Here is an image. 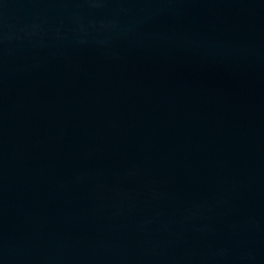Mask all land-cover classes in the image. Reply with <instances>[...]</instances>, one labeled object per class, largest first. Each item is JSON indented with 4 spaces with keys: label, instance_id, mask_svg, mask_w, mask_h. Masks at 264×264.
Segmentation results:
<instances>
[{
    "label": "water",
    "instance_id": "95a60500",
    "mask_svg": "<svg viewBox=\"0 0 264 264\" xmlns=\"http://www.w3.org/2000/svg\"><path fill=\"white\" fill-rule=\"evenodd\" d=\"M0 264H264V0H0Z\"/></svg>",
    "mask_w": 264,
    "mask_h": 264
}]
</instances>
